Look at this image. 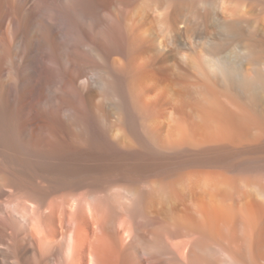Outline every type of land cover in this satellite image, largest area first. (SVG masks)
<instances>
[{"label":"bare ground","instance_id":"bare-ground-1","mask_svg":"<svg viewBox=\"0 0 264 264\" xmlns=\"http://www.w3.org/2000/svg\"><path fill=\"white\" fill-rule=\"evenodd\" d=\"M0 264H264V0H0Z\"/></svg>","mask_w":264,"mask_h":264}]
</instances>
